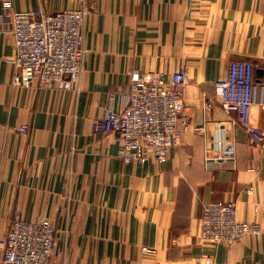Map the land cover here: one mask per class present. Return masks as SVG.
<instances>
[{
    "label": "crops",
    "instance_id": "0c3cea01",
    "mask_svg": "<svg viewBox=\"0 0 264 264\" xmlns=\"http://www.w3.org/2000/svg\"><path fill=\"white\" fill-rule=\"evenodd\" d=\"M5 2L85 11L84 65L71 89L14 81ZM230 60L252 62L264 83V0H0V240L18 210L53 222L52 264H264V139L261 147L235 113L204 102ZM182 66L181 141L166 163H123L115 135L93 132V119L110 96L119 106L130 71L169 79ZM251 123L264 130V103L252 105ZM226 134L235 168L207 167ZM215 200L234 201L259 232L231 246L200 240L203 207Z\"/></svg>",
    "mask_w": 264,
    "mask_h": 264
},
{
    "label": "built area",
    "instance_id": "2783aa9c",
    "mask_svg": "<svg viewBox=\"0 0 264 264\" xmlns=\"http://www.w3.org/2000/svg\"><path fill=\"white\" fill-rule=\"evenodd\" d=\"M13 38L14 81L69 90L79 79L84 65L83 23L85 11L66 9L45 14L41 11H16L4 5ZM130 87L120 96L119 106L110 96L102 114L92 121L93 132L112 133L123 163L153 159L166 163L169 150L177 145L188 126L181 87L188 81L185 66L169 79L155 73L130 71ZM214 95L204 99L207 108L216 102L227 115L235 113L244 130L263 147L264 130L251 123V107L264 103V83L254 77L248 60H230L227 74L213 82ZM217 126L225 129L223 122ZM22 131L27 127L23 126ZM206 166L231 163L235 168V143L225 135L224 148L205 158ZM248 193L252 190L248 189ZM259 227L240 220L236 203L230 200L208 202L198 221L200 240L231 246ZM56 246L55 226L48 218L27 220L15 210L4 237L0 240V264H52ZM208 263V262H207Z\"/></svg>",
    "mask_w": 264,
    "mask_h": 264
}]
</instances>
